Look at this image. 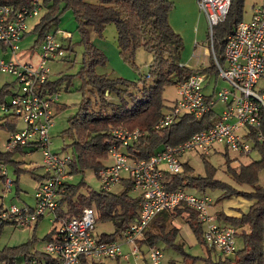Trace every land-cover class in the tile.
Returning <instances> with one entry per match:
<instances>
[{
    "label": "trees",
    "instance_id": "trees-1",
    "mask_svg": "<svg viewBox=\"0 0 264 264\" xmlns=\"http://www.w3.org/2000/svg\"><path fill=\"white\" fill-rule=\"evenodd\" d=\"M32 2L33 0H0V3L12 4L18 8L29 7ZM243 3L244 0H231L224 21L213 28V50L220 63H224L226 36L233 32L239 21L243 20ZM40 5L44 11L32 29L36 34V45H39L52 29L53 32L58 29L57 25L62 14L67 10H71L74 14L76 28L80 34L79 42L84 47L81 66L76 76L95 96L94 99L89 96L83 97L75 114L69 117L70 127L65 134L72 135L73 141L71 144H63L62 150L71 149L72 159L66 166L71 175L83 174L86 168L92 169L96 175V172L106 165L104 161L108 156L111 132L117 127H137L144 131L138 140L133 141L123 150L129 158H147L161 146L180 143L217 121L218 114L211 109L199 117L185 112L172 125L158 130L154 128V124L171 107V104L164 103L163 98V90L167 85L176 87L194 72L204 74L206 78L213 77L215 80L220 78L211 54L210 62L205 67L193 69L180 63L183 43L180 35L173 30L168 21V13L173 7L170 0H40ZM109 24L115 26L116 44L124 61L134 65L135 54L139 49L152 55L149 71L138 81L95 72L96 66L106 63V57L90 40L89 32L91 29L95 35L102 36L105 27ZM64 49L66 52L70 51L71 42ZM66 58L64 54L60 60H67ZM47 85L51 91L55 90L53 81L49 80ZM16 89L15 81L4 84L0 88V104L7 102V96L15 95ZM261 91L264 93V86ZM111 94L117 98L116 102L108 100ZM214 94L213 89L206 96L212 97ZM97 102L98 108L95 109L93 104ZM65 108V105L58 102L55 105L54 116ZM18 119L16 115L5 114L0 119V128L15 131L18 129L16 128ZM259 130L264 135V117ZM36 148L29 147L26 152L24 148L0 150V181L4 179L1 166L12 163L18 175L24 168H21L22 161L17 160L15 154L31 153ZM253 150L259 153V158L247 164L237 163L236 159L229 158L225 161L227 165L225 173L231 181L238 186H251L249 191L217 179L215 176L217 168L202 154L200 156L205 168L203 175L196 173L189 161L182 162V170L179 173L165 175L168 190L183 188L200 194H210L211 191L220 190L219 199L240 196L251 201L246 211H239L236 215H227L223 212L217 215L218 219H222V223L230 224L236 229V236L240 237L242 242L241 248H236L232 254L226 255L209 246L204 238V226L187 207H179L159 214L153 221L158 232L150 233L149 238L140 246L160 243L164 247L179 250L185 256L182 263L171 259V264H264V187L258 184L259 173L264 170V140L259 141L254 138ZM33 169L28 170L33 173ZM32 175L38 182L44 176ZM120 183L123 189L119 193L101 189L94 191L91 188H88L86 193H81L80 188L85 186L83 181L69 182L65 193L60 197L56 219L51 222V227L44 235L43 241H54L58 228L70 218L79 216L84 207L94 209L95 222L119 219L116 229L111 233L103 234L101 240L120 236L122 231L136 221L141 201L139 194L130 192L133 187L131 179L122 177ZM2 209L4 207L0 203V210ZM184 214L197 244L203 250L201 255L184 252L181 244L176 242L180 228L172 225L171 221ZM7 223L10 222L6 221L0 225V232ZM142 253L146 254L145 247ZM32 260L47 264L57 261L44 250L34 249L31 241L0 249V263L22 264ZM146 263L149 264L147 261Z\"/></svg>",
    "mask_w": 264,
    "mask_h": 264
},
{
    "label": "built area",
    "instance_id": "built-area-1",
    "mask_svg": "<svg viewBox=\"0 0 264 264\" xmlns=\"http://www.w3.org/2000/svg\"><path fill=\"white\" fill-rule=\"evenodd\" d=\"M230 3L231 0H197L198 8L208 22L210 51L218 75L229 83V87L207 97L202 88L206 76L196 72L190 74L176 85L175 100L154 128L158 130L172 125L185 112L199 117L220 101L225 108L217 121L180 143L161 146L147 158H129L123 150L138 140L144 131L125 126L114 129L107 151L112 162L101 167L96 176L100 189L104 191L120 183L122 177L131 179L132 190L141 196L138 217L120 236L104 241L92 234L96 219L94 209L82 208L79 216L70 218L58 228L54 241L45 242L44 251L57 259L53 264H100L117 257L125 260L132 257L135 264L147 257L149 264H160L163 252L159 246H149L144 255L140 245L147 240L148 227L159 214L179 207H187L194 213L204 226V238L209 246L226 255L236 250V229L218 220L213 197L183 188L168 190L165 179V175L182 170L181 156L186 152L206 155L221 145L233 152L247 154L252 151L254 138L264 140L259 130L264 117V93L262 88L256 90L259 79L264 78V6L253 5L251 18L239 21L233 32L226 36L224 63H220L213 50V28L224 21ZM41 8L40 0H33L31 6L20 8L0 3V44L13 54L12 58H0V74L13 75L17 88L9 101L0 104V109L4 114L16 115L24 123L23 128L9 133L5 150L40 148L39 167L44 175L34 193L35 205L32 208L13 204L4 207L0 210V225L9 221L22 228H31L46 214L51 215L53 222L60 197L72 176L66 167L71 155L61 157L50 148L49 131L54 124L59 93L51 91L47 85L50 79L48 61L60 59L65 51L55 39V33L61 32L67 38L69 34L59 29L47 33L39 44L35 62L17 58L19 42L26 32V19L37 16ZM1 174L4 175L3 191H9L12 181L4 166H1ZM123 243L127 245V251H123ZM22 264L47 263L32 260Z\"/></svg>",
    "mask_w": 264,
    "mask_h": 264
},
{
    "label": "rangeland",
    "instance_id": "rangeland-1",
    "mask_svg": "<svg viewBox=\"0 0 264 264\" xmlns=\"http://www.w3.org/2000/svg\"><path fill=\"white\" fill-rule=\"evenodd\" d=\"M259 5L264 6V0H244L243 3V19L248 20L252 14V6ZM173 8V7H172ZM171 8V10H172ZM170 10V11H171ZM44 9L41 8L37 16L27 17L26 19V33L19 42V51L17 52V58L21 61H31L35 62L37 53H39V45L35 43L36 34L32 31L33 26L39 20V16L43 13ZM169 11V12H170ZM58 29L63 31H69L72 35L70 40L71 50L64 51L67 60H50L47 66L50 68L49 80L54 82L55 91L59 93V104L65 105L66 108L54 116V124L49 131L50 138V148L53 152L58 153L59 156L64 157L65 155H71V149L62 150L63 144H71L73 141L72 135L65 134V131L70 127L69 117H71L78 109V105L83 97L89 96L94 99V94L90 92L87 85L82 84L81 80L76 76L80 66L81 58L84 47L80 43V34L77 30V22L74 14L71 10H67L61 15L60 20L57 25ZM54 30L52 29V32ZM176 32V31H175ZM90 40L94 42L105 55L106 63L104 65H98L95 68V72L98 74H107L112 77H121L130 81H138L142 76L147 74L149 71V66L151 64L152 55L147 51L141 49L135 54L134 65H131L124 61L119 54V50L116 44V29L113 24H109L105 27L102 36H97L90 29ZM178 33V32H176ZM56 34V33H55ZM182 39L184 46L185 33H178ZM57 35V34H56ZM61 35V34H60ZM61 37V36H60ZM58 36L59 42L62 43V47L68 45L66 39H61ZM209 47L210 43L208 41ZM36 45V46H35ZM13 54L8 47H4L0 44V58L8 59L12 58ZM153 59V58H152ZM15 77L11 74L1 73L0 74V88L6 84L14 81ZM264 86V78L259 79L256 90H259ZM229 87V83L222 78L215 80L213 77H207L203 83V92L209 94L214 89L215 93L222 89ZM176 87L174 85H167L163 90L164 103L170 105L176 98ZM6 100H10V95L6 97ZM110 102H116L117 98L114 94H111L108 98ZM93 107L98 108V102L93 104ZM225 104L217 101L213 105V110L215 113L219 114L224 110ZM5 114L0 109V119L3 118ZM24 127V123L21 119H18L16 128L21 129ZM118 128V127H117ZM116 129V128H115ZM114 130V129H113ZM112 130V131H113ZM11 131L0 128V150H5V142L7 136ZM29 147L24 148L26 152ZM216 151H211L210 153L204 155L214 167L217 168L215 176L217 179L223 180L230 183L242 190L249 191L251 186L243 185L238 186L234 184L230 177L225 173L227 165L225 161L236 159L237 163L247 164L252 160L259 158V153L255 150L247 154H239L238 152H233L230 149H226L221 145L215 147ZM17 160L22 161L20 164L21 168L24 170L17 173L14 171V165L12 163L6 164L4 167L6 169L7 177L12 181L9 191H3L4 182L0 181V203L3 207H8L13 204L18 207H23L26 205L33 206L35 204L34 193L39 185V182L32 174H41L43 172L41 164V150L40 148L35 149L31 153H16L14 156ZM182 162L189 161V164L194 168L195 172L203 175L204 174V162L199 153L186 152L181 156ZM112 159L107 156L104 164H110ZM34 168L33 173L28 169ZM83 181L85 183L84 187L80 188L81 193H86L88 188L94 191L100 190V182L92 169H84V173L74 174L70 178V182L79 183ZM258 184L264 187V170L259 173ZM122 184L117 183L111 186L110 191L114 193H119L122 191ZM133 194H137L136 191H130ZM211 194V195H210ZM210 196L216 202L217 210H224L225 212H230L233 214H238L239 211H246L251 201L245 200L240 196H235L227 199H219L220 190H215L210 192ZM26 204V205H25ZM119 219L108 220V221H96L92 230V234L101 238L103 234H108L116 229V224ZM182 231L177 236L176 240L179 242L180 237L182 238L181 247L186 253L192 255H201L203 250L197 244L194 236L190 232L189 228L186 226L185 222L181 223ZM51 227V215L46 214L37 223L36 228L33 230L30 227L22 228L14 224H4L0 232V249L7 246H16L24 242L31 241L32 247L37 250H44L45 241H43L44 235L49 231ZM34 233V234H33ZM34 235V237H32ZM236 248L242 247V242L240 237L236 236ZM143 246L141 250H143ZM164 257L161 259L160 264H170L169 260L173 259L179 263L183 262L185 257L179 250L171 247H161ZM123 251H127L126 248H122ZM146 255V254H145ZM129 262H126L123 257L117 259H106L105 264H135V261L130 257ZM146 259L139 260L138 264H147ZM148 262V261H147ZM197 264V263H196Z\"/></svg>",
    "mask_w": 264,
    "mask_h": 264
},
{
    "label": "crops",
    "instance_id": "crops-1",
    "mask_svg": "<svg viewBox=\"0 0 264 264\" xmlns=\"http://www.w3.org/2000/svg\"><path fill=\"white\" fill-rule=\"evenodd\" d=\"M170 1L173 3V8L168 13V21H169V23H170V25L174 31H176L178 33H182V34L185 33L184 46H183V50H182V54H181V58H180V63L182 65H185V66L193 68V69L207 66L210 62V59H211V57H210L211 51H210V47L208 44V41H209V39H208V22H207L205 15L200 12L198 5H197V0H170ZM251 16H252V14H251ZM251 16H250V18H251ZM244 20H246V19H244ZM62 32L69 34V37L67 38V36L64 35L63 33L57 32L56 33L57 35L55 34V39H57L59 41L58 36L59 37L61 36L60 37L61 39H66L69 43L71 38H72L71 33L69 31H66V30H63ZM139 50H141V49H139ZM150 60L152 62V58ZM41 174H43V172ZM214 202H215V200H214ZM216 205L217 204L215 202V211H216L217 215L220 212H223L227 215H236V214H233L230 212H225L224 210H217ZM33 206L26 205V207H29V208H32ZM41 219H42V217L38 220V222ZM218 220L220 222H222V219H218ZM153 221L150 224V226L148 227V235H150V233H157L158 232L157 226L154 224ZM182 222H185L186 226L189 228V225L187 223L186 214H184L182 217L176 218V219L171 221L172 225L180 228L179 233L182 231V225H181ZM36 226L37 225H35L34 229L36 228ZM31 228L33 229V227H31ZM189 230L192 233L190 228H189ZM192 235H193V233H192ZM178 236H179V234H178ZM194 239H195V237H194ZM181 240H182V238L180 237V241H179L180 244H182ZM176 242H178V241L176 240ZM156 246L164 247L160 243H157ZM143 247H145V251L147 253L149 246L144 245ZM122 248L127 249V245L125 243H123ZM163 257H164V255H163ZM117 258H119V257H117ZM117 258H114V259H117ZM146 260H147V257H146ZM126 262H129V260H126ZM169 263H170V260H169Z\"/></svg>",
    "mask_w": 264,
    "mask_h": 264
}]
</instances>
